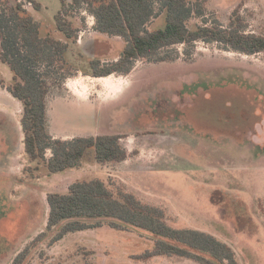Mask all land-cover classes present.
<instances>
[{"label": "rangeland", "instance_id": "obj_1", "mask_svg": "<svg viewBox=\"0 0 264 264\" xmlns=\"http://www.w3.org/2000/svg\"><path fill=\"white\" fill-rule=\"evenodd\" d=\"M34 1L42 9L30 6L28 12L40 23L41 36L69 42L55 22L61 0ZM198 3L208 23L226 26L239 9L249 30L264 35V0ZM74 22L78 40L97 36L95 20L85 9ZM164 26L161 16L150 28ZM104 39L95 48L98 59L121 52L125 45L120 38ZM78 40L71 42L66 56V72L74 75L65 81L70 87H54L49 94L48 130L67 139L117 134L129 157L100 165L91 151L82 168L57 174H49L42 161L31 163L23 143V104L7 90L13 83L10 66L0 63L5 81L0 88V264H11L47 232L49 193H67L73 183L94 179L162 208L175 228L216 236L234 249L240 264H264V155L256 157L254 147L264 146V97L257 94V89L264 94V53L246 56L199 42L188 57L186 46H178L169 51L173 61H140L124 86L111 91L74 87L90 73L93 54L87 51L94 49L89 40L81 55L74 47ZM195 85L192 93L187 87ZM236 107L249 110V122L237 121L241 112L231 109ZM228 119L230 127L224 123ZM56 232H49L33 251L31 264H198L172 257L132 258L152 250L155 237L131 225L121 231L106 226L71 233L50 246Z\"/></svg>", "mask_w": 264, "mask_h": 264}, {"label": "trees", "instance_id": "obj_2", "mask_svg": "<svg viewBox=\"0 0 264 264\" xmlns=\"http://www.w3.org/2000/svg\"><path fill=\"white\" fill-rule=\"evenodd\" d=\"M28 2L33 9H42L40 3ZM61 3L62 8L55 16L56 27L69 42L78 40L80 30L75 26L74 18L85 9L95 20L93 28L97 34L120 38L125 43L118 59L90 61L89 74L95 78L128 77L140 61L148 64L171 62L174 58L169 51L178 46H186L184 52L189 57L190 48L199 42L215 43L226 51L246 56L264 53V35L249 30V24L239 9L224 26L218 21L206 22L205 10L198 0H61ZM24 5L0 0V63L10 66L13 83L7 90L23 104V143L28 159L31 163L42 161L49 174L82 168L91 151L100 165L126 161L129 153L120 135L63 140L50 134L47 118L49 94L54 87L63 86L74 76L66 72L70 43L51 35L41 36L40 23ZM161 16L165 18V26L151 29L154 20ZM196 86L187 88L196 93ZM2 87H5V81L0 75ZM257 92L264 97L262 90L257 89ZM237 105L241 106V100ZM237 107L231 108L233 114H236L234 111L241 112L237 121L243 120L246 124L249 110L247 113L243 107ZM224 123L230 127L231 121L228 119ZM254 147L256 157L264 155V146ZM49 152L51 154L47 157ZM47 203V232L39 235L11 264H31L33 251L55 229L57 232L50 240V246L71 233L106 226L121 231L127 225L148 231L155 237L154 248L132 257L137 260L172 257L198 264H240L234 249L216 236L193 228H175L168 223L162 208L146 204L132 193L114 190L101 179L75 182L67 193H49Z\"/></svg>", "mask_w": 264, "mask_h": 264}, {"label": "crops", "instance_id": "obj_3", "mask_svg": "<svg viewBox=\"0 0 264 264\" xmlns=\"http://www.w3.org/2000/svg\"><path fill=\"white\" fill-rule=\"evenodd\" d=\"M97 34V33H96ZM98 36H101L98 37ZM109 38L110 40H113L112 38L110 37H106V36H102V35H99L97 34V36L95 37V35L92 37H84L81 39L78 40V43L75 45L74 44V47L76 48V50H78V52L84 56V53L82 50H84L89 42V40H92L94 42L93 44V48L94 49H91L93 52H91L90 50H88L87 52L93 54L91 55V60L93 59H96V51H95V48L97 47V44H100V43H105L107 41V39H104V38ZM102 39L106 40V41H103ZM116 39V38H115ZM62 41V40H60ZM65 42V41H63ZM71 44V42H69ZM71 49V48H70ZM121 52H118L117 54L115 55H111L109 57H105L103 59H105V61H112V60H116L119 58V55H120ZM90 60V61H91ZM82 78H78L76 80V82L73 84L74 87H110L109 90L111 91H118V87H123L124 86V83L126 82L127 80V77H124V76H119V75H111V76H108V77H105V78H95V77H92L90 74H85V75H82L81 76ZM71 78V77H70ZM68 78V79H70ZM67 79V80H68ZM123 80V81H122ZM124 82V83H123ZM64 86L65 87H70L69 83L68 82H65L64 83ZM99 89V88H98ZM101 90L104 91L103 88H100ZM107 90V89H105ZM120 99V98H119ZM119 99L117 100H113V101H119ZM111 102V101H110ZM54 138H59V139H63V140H70V139H67L65 137H60L58 136L57 134L55 133H50Z\"/></svg>", "mask_w": 264, "mask_h": 264}, {"label": "built area", "instance_id": "obj_4", "mask_svg": "<svg viewBox=\"0 0 264 264\" xmlns=\"http://www.w3.org/2000/svg\"><path fill=\"white\" fill-rule=\"evenodd\" d=\"M24 0H19V3H25V2H23ZM30 6H32V4L31 3H25V5H24V7H25V9H28V7H30Z\"/></svg>", "mask_w": 264, "mask_h": 264}]
</instances>
